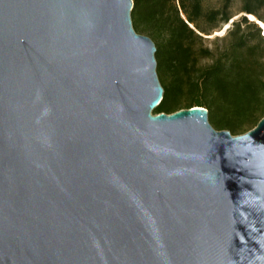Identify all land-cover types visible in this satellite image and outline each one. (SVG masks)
I'll return each instance as SVG.
<instances>
[{
	"label": "water",
	"instance_id": "1",
	"mask_svg": "<svg viewBox=\"0 0 264 264\" xmlns=\"http://www.w3.org/2000/svg\"><path fill=\"white\" fill-rule=\"evenodd\" d=\"M133 7L0 0V264H264V116L153 113Z\"/></svg>",
	"mask_w": 264,
	"mask_h": 264
},
{
	"label": "trees",
	"instance_id": "2",
	"mask_svg": "<svg viewBox=\"0 0 264 264\" xmlns=\"http://www.w3.org/2000/svg\"><path fill=\"white\" fill-rule=\"evenodd\" d=\"M230 0L206 9L203 0H134L132 20L137 32L157 40V71L164 97L153 113H172L202 106L217 129L242 134L264 116V35L247 15L233 21L228 48L214 57L196 47L204 34L229 23ZM244 12L264 22V16L245 0ZM244 28H252V34ZM213 58L206 66L201 61Z\"/></svg>",
	"mask_w": 264,
	"mask_h": 264
},
{
	"label": "rangeland",
	"instance_id": "3",
	"mask_svg": "<svg viewBox=\"0 0 264 264\" xmlns=\"http://www.w3.org/2000/svg\"><path fill=\"white\" fill-rule=\"evenodd\" d=\"M251 5L264 16V0H250ZM225 0H203L204 6L206 9L210 8H220L223 6ZM245 0H230L229 4V12L233 15V18L227 24H223L221 27L215 28L211 31L210 34H204V39L201 42L200 40L196 41V47L199 48L203 46L204 48H209L214 52V57L218 56L226 48H228L230 42L233 39V36L229 34V31L233 28V21H238L242 16L247 15L249 20H253L258 22V19L255 15L247 14L244 12ZM253 17V19L251 18ZM262 30V35H264V26L258 23ZM242 29L248 31L249 34H252V28H244ZM143 35H147L153 39L155 44L157 45V40L150 36L147 32H138ZM213 58H206L201 61V65L206 66L212 63Z\"/></svg>",
	"mask_w": 264,
	"mask_h": 264
},
{
	"label": "bare ground",
	"instance_id": "4",
	"mask_svg": "<svg viewBox=\"0 0 264 264\" xmlns=\"http://www.w3.org/2000/svg\"><path fill=\"white\" fill-rule=\"evenodd\" d=\"M251 18L253 19V17L251 16ZM258 22L261 24V25H263L264 26V22H262V21H260V20H258Z\"/></svg>",
	"mask_w": 264,
	"mask_h": 264
}]
</instances>
